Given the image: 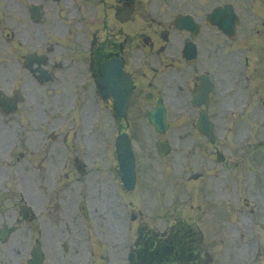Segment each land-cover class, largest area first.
I'll return each instance as SVG.
<instances>
[{"label": "flooded vegetation", "instance_id": "af4514ba", "mask_svg": "<svg viewBox=\"0 0 264 264\" xmlns=\"http://www.w3.org/2000/svg\"><path fill=\"white\" fill-rule=\"evenodd\" d=\"M43 2L41 22L46 32L75 33V43L70 45L49 44L53 40L49 38L44 49L45 67L53 81L58 78L61 93L84 101V108L92 114L97 111L94 96L99 95L108 113L105 130L111 137L125 126L135 128L159 101L195 121L206 110L218 126L216 119L226 99L231 98L224 96L225 86L237 73L243 57L250 62V80L260 83L264 79V0H94L81 13L79 27L66 22L67 18L78 17L66 14L59 1ZM217 10L221 13L215 17ZM181 16L189 17L185 22L189 28L177 26ZM84 25L90 33L86 38L88 53L82 45ZM114 59H119L132 75L136 87L125 120L117 116L113 98L103 95L97 81L104 64ZM205 75L211 81H206ZM211 84L208 104L194 106L193 94L199 89L204 93ZM257 92V85L251 84L248 105ZM238 106H242L241 101ZM49 116L42 110L29 115L38 127L44 120L46 125H57ZM47 144L25 143L29 155L22 153L20 159L12 155L16 143L0 146L4 153L0 152V234L5 227L16 226L5 240L0 235V264L31 263L38 242L43 249V264H208L204 257L193 256L189 236L182 238L178 233L173 241L157 240L150 247L140 238L134 263L123 252L115 258L100 255L99 259L97 253L81 257L80 252V257L69 256L66 239L73 242L75 238L65 234V220L74 218L82 198L105 210L111 204V195L100 191L87 175L75 184L67 183L65 172L60 171L65 159L60 155L61 145ZM30 152H38L37 158ZM25 205L32 210L22 213ZM19 231L24 233L19 236Z\"/></svg>", "mask_w": 264, "mask_h": 264}, {"label": "rangeland", "instance_id": "374dc122", "mask_svg": "<svg viewBox=\"0 0 264 264\" xmlns=\"http://www.w3.org/2000/svg\"><path fill=\"white\" fill-rule=\"evenodd\" d=\"M262 105L260 104V100H259L258 110L256 112V118L261 123L259 124V128L254 127L253 132L255 134L254 139H256V143H255L256 149L254 150V152L250 153L252 159L254 158V160L252 164L250 165V163H248L246 159V162L250 166L251 172L253 174H256V176L254 177L256 181H257L258 176L262 177L264 175V134H263L264 117H260V116H264V107ZM180 133H181L180 131H172L173 138H176ZM244 133H252V132L246 128L243 130L240 137L239 136L238 137L241 138L244 135ZM233 134L235 138H238L235 136L234 132ZM174 144H175L174 152L166 160L162 161L157 156H155V161L152 162V160L150 159H153L154 157L146 156L143 154L141 155L140 165L141 167H143L141 169L142 173H140L141 183H140L139 189L134 194H130L127 199L130 205L129 207L130 227H133V224L131 221L132 213H136L138 215L141 214L145 221H147L150 225H153L152 227H155L154 225H156L160 227L159 230L161 231L165 230L166 229V226H164L165 223L169 222L170 219H172L171 218L172 217L171 201L174 197L175 191L177 193H182L183 196L190 197V195H188V193L183 189V187H181L180 184H182V181L184 180V178H186L191 173V171H194L196 167L201 166V164L204 162L203 159L205 160V164L210 165L209 163L210 161L211 166L215 165L216 169L219 172H221L220 174L222 176H224L222 173L227 172L228 166L216 165V163L213 160L214 157L210 154V152L207 151V149H205V153L208 156L205 157L204 155H202L201 152L198 151L199 148L195 146H194L196 150L195 154L189 153L194 143H192L191 146H188V143H174ZM204 144H207V143H204ZM193 161L195 162L194 165L190 163ZM248 172H249V167H247L246 171L242 172L243 173L242 176H245V175L248 176ZM234 175L235 173H233L231 178L235 181V184H236V179ZM229 182L231 183V187H228ZM193 185H196V183H193ZM225 187H227L226 191L229 192L230 196L232 197V200L235 203L240 204L243 198H241V201H240V195L237 194L236 190H234L235 185L234 183H232V180L230 178L226 182ZM244 188H245V191L243 192V194H245L249 190V186L247 185ZM219 195L221 196L224 195L223 189L215 192L216 197H218ZM211 201H214V199H212ZM263 202H264V197H263V193L261 192L259 195V200L256 201V205L259 207V212L256 215L258 221L255 224V228L251 235V242L262 243L263 241L262 239L263 236H260V230L264 224ZM162 209H164L165 211L163 215L161 214ZM229 212H230V207L229 205H227L224 208V213L228 214ZM117 214H119V216L122 217L121 211L119 210L118 207H117V212L115 211L114 213V220L119 222V217L117 218ZM165 215L167 216L169 215V218H165L164 217ZM256 216H253V220L255 219ZM232 219H233L234 225L242 226L240 220L239 222H237L234 218ZM126 226L122 227L124 228L123 233L125 232ZM134 226H136V224H134ZM226 226L227 227L232 226L231 219L226 220ZM135 229L136 228H134L133 233L132 232L130 233L129 237L131 240L134 239ZM237 254L238 252L236 251V255ZM233 259H234V256H232L231 260ZM244 261L246 262V260ZM263 262H264V259L261 262V264H263ZM225 263H227V260H225Z\"/></svg>", "mask_w": 264, "mask_h": 264}]
</instances>
